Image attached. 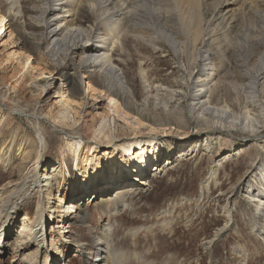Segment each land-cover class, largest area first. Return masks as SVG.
Returning a JSON list of instances; mask_svg holds the SVG:
<instances>
[{
    "label": "rangeland",
    "instance_id": "obj_1",
    "mask_svg": "<svg viewBox=\"0 0 264 264\" xmlns=\"http://www.w3.org/2000/svg\"><path fill=\"white\" fill-rule=\"evenodd\" d=\"M91 1L83 0L76 15L68 18L70 22L67 24L85 30L84 40L98 35L100 39L110 38V41L117 43L112 52L113 59L131 88L132 97L117 92H113L112 96L121 101L130 115L125 119L118 113H113L109 100H104L103 94H97L100 96L97 99L92 98L85 86L78 82H65V71L78 68L83 51L77 49L68 55L62 51L55 59L48 54L46 50L51 39L46 33L49 28L37 20L43 11L44 0H18L19 6L15 9L11 8L12 0H0V14L12 21L5 35L10 37L11 49L30 54L38 68L46 70L48 76L52 73L49 79H38L37 72L20 77L21 67L15 61L6 70H0V106L5 110L26 104L37 108L35 115H25L14 109L15 118L5 127L0 140V150L5 148L4 159L0 162V187L7 185L6 187L11 188L9 185L18 182L33 165L31 158H19L18 144L28 146L34 158L43 136L46 148L40 167L41 175H48L55 164H59L61 168L55 175L56 184L50 200L55 202L58 195L63 194L65 207L71 206L67 219L63 218L58 223L56 221L49 225V231H56L59 236L54 245H50L51 241H48V250L58 254L53 258V264H90L86 257H95V243L99 238L106 240L108 250L112 252L104 258L105 264H264V233H260L264 228V215L258 214L254 203L249 207L238 195L232 202L234 211L230 218L226 211L229 197L236 193L237 190L232 191L238 184L246 179L245 183L250 181L251 188L256 190L257 185L263 182L260 168H264V143L260 147L255 141L244 140L248 136L247 132L232 128L228 131L216 130L212 120L198 121L192 117L188 101L179 96L190 95V89L186 86L187 71L184 72L182 68V65L187 67V58L184 57L185 61L180 64L179 61L182 60L162 36L163 30L173 23L172 20L166 24H156L157 21L148 18L149 15H138L129 24L120 18L119 23H114L113 19L106 20L103 15H99ZM214 1L217 4L220 0ZM249 1L254 7L253 15H243L245 6H242V0H237L233 6L236 13L235 27L230 28L229 24L223 22L213 25L222 49L229 50L227 48L230 44H243L246 42L244 39L264 36V7L256 6L255 0ZM164 5L167 6L166 3ZM18 9L20 13L15 15ZM194 16L183 15L186 19ZM213 16L211 7L207 15H202L207 25ZM253 28H256L255 34L250 31ZM185 32L186 30L178 36L184 47L190 41L188 32ZM3 37L1 35L0 39ZM205 37L207 36L203 35ZM199 44L200 42L197 44L198 48L203 42ZM5 55L4 47L0 45V58ZM191 59L194 57L191 56ZM221 60V57H217L213 66L220 69ZM230 62L233 71L231 76L235 80L240 79L236 59L230 58ZM199 68L196 64L195 70ZM12 75H15V79L20 77L18 83L11 81ZM89 77L85 82L91 80L98 89H107L103 76ZM231 78L218 87L214 88L212 84L208 86L212 88V102L217 106H229L237 114L249 109L251 117L262 121L259 124V134L264 137V115L259 106L252 104L248 93L237 91ZM48 81H54L53 88L46 87ZM11 84H15V90L10 87ZM59 86L71 87L73 98L82 100L84 97L79 113L68 107L67 125L60 123L62 105L56 102L57 93H54ZM6 95L10 100L5 98ZM96 103L99 105L95 106ZM45 111L57 115L56 118H46ZM136 118L142 122L140 127L131 123ZM206 129L209 130L208 133L199 132ZM13 132L17 133V143L10 140ZM198 133L202 136L197 148L172 166L169 158L176 157V143L170 138L185 139L188 134H192V138L196 140L199 138ZM137 134L142 136L140 140L153 136L158 143L155 159L144 160L141 168L134 165L132 172L127 170L118 175L116 172L124 169L118 163L120 159L103 162L98 168L94 183L87 179L89 172L84 165L81 173L78 172V154L83 157L87 145L101 143L102 146L95 153L99 157L107 148L106 135L113 137L119 144L125 143L129 138L134 140L133 137ZM76 140L81 142L77 146L78 152L70 147V142ZM118 152L119 158L123 149L119 147ZM226 156L229 158L223 160ZM156 160L162 161L161 165L156 164ZM112 164L118 167L113 170ZM164 165L163 170H154ZM213 168L217 169V173L211 178ZM251 172L255 173L252 179ZM104 173H111L108 182L103 179ZM141 173L143 176L139 177ZM112 175L120 177L113 179ZM147 178L150 180L148 185L140 184L141 180ZM103 184H106L105 188L101 187ZM125 186L134 192L122 194ZM8 193L5 196L10 198ZM115 195L128 207L119 210ZM39 200L46 206L47 200L43 195L21 202L20 207L12 211L9 209V202L3 206L0 226H5L8 222L9 229L2 239L5 247H2L3 251L0 253V264H29L28 261L37 252L36 244L29 242V239L32 238L30 229L35 223ZM2 204L0 201V208ZM82 212L87 213L85 221L77 216ZM228 221H231L230 227L222 232L223 235L215 243H210ZM21 239L27 241L26 247L18 245ZM80 243L83 244L84 251L79 247ZM50 257L49 255V260ZM47 261V253L43 252L36 264H45Z\"/></svg>",
    "mask_w": 264,
    "mask_h": 264
},
{
    "label": "bare ground",
    "instance_id": "obj_2",
    "mask_svg": "<svg viewBox=\"0 0 264 264\" xmlns=\"http://www.w3.org/2000/svg\"><path fill=\"white\" fill-rule=\"evenodd\" d=\"M82 1L83 0H44L42 6L43 11L40 14V16L37 17V20L40 23L45 24L49 28V31H47L46 34H48L47 37L51 39V44L46 51H48V54L52 56L53 59H55L58 56V54L61 53L62 51L63 53H66V55H68L72 51L75 50L77 51V49L78 50L81 49L83 51L81 57L79 58L81 63L79 62L80 65L78 66V68L72 70L67 69L65 71V74L63 75V77H65L64 78L65 82L66 83L78 82V84L85 86V88L88 89L89 92H91L92 98L97 99L100 97L97 96V94H103L104 96L103 99L109 100V104L111 105L110 110H112L113 113H118L120 116L125 117V119H127L130 113L126 110L125 107H123L119 99H117L115 96H112L113 92L123 93L126 96L132 95L131 88L129 87L124 75L120 71V68L114 62L113 59L112 52L113 49H115L114 46L116 42L113 43L114 40L112 42L109 40L110 38L100 39V37L98 38V35H95L94 38L92 37L91 39L89 38L87 40H84V37H86L84 36L86 35L84 34L85 30L83 31L80 27L74 26L72 22H71L72 25L67 24L68 21L70 22L68 18H70L71 15H76V11L78 10L77 8L78 6L81 5ZM163 1L164 0H92L90 3L92 7L96 9V12H98L99 15H103V18L104 19L106 18V20L110 18H111L110 20L113 19L114 23H119L118 21H120L121 19L127 21L129 24L130 21L134 22L135 18L138 15H147V16L149 15L148 18L151 19L154 18L157 21L156 24H159L160 22L163 23L165 22L166 24V22L172 20L173 23L172 24L170 23L171 26H169L170 25L169 24L167 28L163 30L162 36L171 45L175 55L180 57V59L182 60L181 62L179 61L180 64L183 61H185L183 59L184 57L187 58V62H186L187 67L184 68V65H182V68L184 69V72L187 71L186 73L188 78L186 80V86L187 88L190 89L189 91L190 95L187 96L186 94H184L185 96L182 95L179 96L181 99L185 98L188 101V107L192 117L198 121L212 120L211 122H213L214 124L213 126L215 127L216 130L223 129L228 131L232 128L243 132H247L248 136L244 137L245 138L244 140L255 141L256 144L262 147L261 144L264 143V139L262 138L264 137L259 134L260 133L259 124L262 121L253 118V116L251 117L248 113L249 109L245 110L246 112L244 111V113L241 112V114H237L229 106L215 105L212 102L213 92L210 93V90H212V88L210 89V87L208 88V86L209 85L211 86L212 84L214 88L216 86L218 87L221 83L225 82V80H227L229 77H232L230 81L233 87L237 91L242 90L245 93H248L251 97L252 104L255 106L257 105V107L259 106V109L264 115V36L252 37L248 40L244 39V41L246 42L243 44H238L237 46H235L234 44L233 45L230 44V46L227 48L229 50H225V48L222 49L221 44L218 43L219 37L218 35H216L217 33L213 25L219 22L220 23L223 22V24L224 23L229 24L230 28L232 26L235 27L236 13L233 6L236 4L237 0H222V1L220 0L221 2L219 1L217 2V4H215L214 0H171V1L169 0L170 1V2L168 1L169 3L165 0V3L167 4L168 7L164 5L165 3L163 4ZM255 2H256V6L264 7V0H255ZM12 3H13L11 6L12 9H15L19 6L18 0H12ZM242 6H245L243 8L244 10H242L243 15L254 14V7L249 0H242ZM210 7L214 16L212 20H210V24L207 25L203 20L202 15H207ZM11 12L13 13V11ZM18 13H20V9H18V11L15 12L14 14L18 15ZM183 15H195V16L191 19H186L185 17H183ZM143 19L144 21H146L145 18ZM5 20H7L6 16L4 14H0L1 26ZM4 25L5 23L3 24V26ZM211 25L214 28H211L212 27ZM8 29L6 31H8ZM149 30L151 31V28ZM184 30L188 32V36H189L188 40H190L188 43L189 45L187 44L186 47H184L183 41L180 40V38H178L180 33L184 32ZM250 31H252L253 34L257 32L256 28H253ZM231 32L232 30L229 33ZM110 34L112 37V33ZM203 35H206L207 37L203 38ZM236 35L242 37L239 34H235V36ZM150 36L149 38H151ZM115 37H119V36H115ZM9 38L7 36H4L2 39H0V45L4 47L6 53L5 57L0 58V70L1 69L6 70L7 66H9V64H12L15 61L21 67L20 72L22 73H20V77L21 76L25 77V75L27 74L34 75V73L36 72L39 74V76L37 77L38 79H42V78L49 79L51 77L52 73H49L48 76L47 75L48 72L46 70L40 67L38 68V65L34 64V59L30 54L16 49L12 50L11 48L13 47H10ZM117 42H119V40ZM199 42L200 44H202L203 42V45L200 48L197 47V44ZM191 56H193L194 59H191ZM217 57L222 58L220 69L213 66L214 61L215 59H217ZM233 57L236 59L238 63L237 65L239 67L240 79L237 80L233 79V76H231L233 74V71L231 70L230 58ZM253 57L255 58L253 59ZM196 64L200 66V68L197 70H195ZM89 75L103 76L105 78L107 89L105 91L98 89L91 82V80H87L85 82V79H87ZM19 78L15 79V75L14 76L12 75L11 81L18 83L17 81ZM53 83L54 81L51 82L48 81L46 87L48 86L49 89L53 88L52 87ZM10 87L15 90V84L13 86L11 84ZM54 87H56V85ZM44 90L45 89H43V91ZM72 92L73 91L69 86H66L64 88L59 86L54 91V93H57V98L59 99V100L57 99L56 102L62 105V110L60 112L61 113L60 123L64 125L68 124L67 122L68 113H69L68 107L73 108L77 113H79V108L84 103V101H82L84 97H82V100L73 98ZM5 98L9 99L7 95ZM94 105L98 106L99 104L96 103ZM14 109H16L17 111L18 110L22 111L25 115H29L28 113L35 115V111H37V108L35 106H28L27 104L26 106L23 107H20L19 105L15 108L8 107L7 110L3 109L0 106V140L2 135H4L5 127L9 123L11 124L12 120L15 118L14 115L16 110ZM56 116L57 115H53L50 111H45L46 118L55 119ZM131 123H133L134 126L136 125L137 127L138 126L140 127L141 126L140 124L142 122L140 121L139 118H136L134 121H131ZM13 129L12 131H14ZM199 132L208 133L209 130L206 129V130H201ZM103 135L104 132L102 136ZM198 135L199 138L196 140L192 138V134L187 135L188 139L187 138L184 139L180 137L170 138L172 141L176 143L175 146L176 157L169 158V160L172 161L170 162L172 163V166L175 164V162L178 159H182L183 157L189 155L193 150L197 148V146L200 144V138L202 136L201 133H198ZM105 137L107 138V145L105 146L107 148L104 150L105 152L102 156L97 157V154L95 155V153L98 152L97 148L99 146H102L101 143H97V142L89 144L87 145V147L84 146L86 147L84 148L86 149V152L83 157L80 156V153L78 154V159L76 161L77 162L76 165L78 166L77 167L78 172L81 173V169L84 165V167H86V170L89 172V176H90V177L88 176L87 179L91 183H94V181L96 180L97 173L99 172L98 168L101 166L103 162L113 161V160L117 161L120 159L118 163L121 164V166L124 167V169L121 171H117L116 174L118 175V173L120 172L126 173L127 170L132 172L133 171L132 167L134 165L141 168V166L144 164V160L148 161L150 159H155L156 156L155 151L158 149V145H157L158 143L155 141L153 136H147L148 139L140 140L141 139L140 137L142 136L137 134L136 136L133 137L134 140L129 138V140L126 141L125 143H119V144L117 143V141L113 139V137H110V135H106ZM10 140L13 143H17V133L13 132ZM80 144L81 142L79 140L72 141L70 142V147L71 149H74L75 151L78 152V147ZM1 145L2 144H0V146ZM119 147L123 149V154L121 155V157L118 158ZM178 147L179 150H177ZM45 148H46L45 139L42 136L40 138V148L35 151V153L37 152L36 157L33 158V154H32L33 152L30 148H28V146L23 145V143L18 144L17 153L19 158L21 159L31 158V160L33 161V165L31 166L29 172L27 174L25 173L26 175L22 177L18 182L16 183L8 182V183H13V185L11 186L9 185V187L11 188L6 187L7 185L0 187V201L3 202L2 207L0 208V219L3 214L2 208L7 202H9L10 204L9 209L12 211L16 208L18 209L20 207L21 202L26 201L27 199H31L32 197L35 196H38L40 198V196L43 195V198L47 200L46 206L43 205L41 200L37 202L38 207H37L35 223L30 229L32 238L29 239V242H33V244H36L37 252L34 253L33 257L28 261L29 264H36L39 257L42 256L43 252H46L48 257V261L47 263L45 262V264H53L52 263L54 260L53 258H55V256H57L58 254L57 252L53 253L52 250H48V241L49 240L51 241L50 245L51 244L54 245L55 242L58 240L59 236L58 233L56 234V231L54 232L49 231V225L50 224L53 225V223L56 221L58 223L63 218L67 219L69 217L68 216L69 209L71 208V206L65 207L66 204H64L63 202L64 201L63 194H60V196L58 195L56 200L57 202L50 200V197L52 196V193L54 191V185L56 184L55 175L58 172V170L61 168L59 164H55L49 170L48 175L47 173H45L44 176L41 175L40 167L42 166L44 160ZM4 149L5 148H2L0 150L1 151L0 162L4 159ZM227 158L229 157L226 156L223 160ZM157 160L155 161L156 164L161 165L162 161L160 162ZM116 167H118V165L116 164L111 165V169L113 170ZM164 167L165 165L160 168L157 167L154 170L161 171L164 169ZM100 171L102 170L100 169ZM260 172H262L261 176L263 182L261 181V184L257 185L256 190H253L251 188V184L249 183L250 181L249 182L247 181V183H245L246 180L245 179L243 183L238 184L237 187H235V189L232 191L235 192L237 190L232 197L231 196L229 197V201L226 204V211L228 212L229 218L232 216L233 213L232 211H234V207H232V202L237 195L240 196L241 199H243L246 202L247 206L249 207L250 206L252 207V203H254L258 209V214L261 213V215H264L263 214L264 213V168H260ZM216 173H217V169L213 168V170L210 173V177L213 178L215 176L214 174ZM109 174L111 173H107V174L104 173L105 177L103 179H107V182L111 177V175L109 176ZM117 175L116 176L112 175L113 176L112 178L114 179L116 177H120ZM254 175L255 173H252L251 179L253 178ZM142 176L143 173H141L139 177ZM149 182L150 180L149 178H147L141 180L140 184L144 186V185H148ZM105 186L106 184L101 185V187L103 188H105ZM127 191H129L130 193L134 192V190H131V188L125 186L123 188L122 194L129 195L130 193H127ZM5 193H8L10 198L6 197ZM115 197L119 204L118 205L119 210H124L126 207H128L127 204L122 203V200H120L118 196L115 195ZM103 198L104 197H102L101 199ZM102 202H104V200ZM77 216H79L80 220L85 221L87 217V213L82 212ZM230 222L231 221H228L225 227L217 231L216 236L210 240V243H215L219 238V236L223 235L222 232L230 227L231 224ZM0 229H1L0 231V253H1L3 251L2 247L3 246L5 247L4 242H2V239L7 233V230L9 229L8 222L5 226L4 225L0 226ZM260 233H264V228L260 230ZM106 236H107V232L105 234V237ZM27 244H28L27 241L23 239H21V241L18 243V245L23 247H26ZM78 245L79 247H81L82 251H84L83 250L84 248L82 247L83 244L80 243ZM108 253L112 254L111 250H108L106 240L99 238L96 240L95 243V257L93 258L92 256H87L86 260H88L90 264L91 263L105 264L104 258H106V255ZM49 255L51 256L50 260H49Z\"/></svg>",
    "mask_w": 264,
    "mask_h": 264
},
{
    "label": "built area",
    "instance_id": "obj_3",
    "mask_svg": "<svg viewBox=\"0 0 264 264\" xmlns=\"http://www.w3.org/2000/svg\"><path fill=\"white\" fill-rule=\"evenodd\" d=\"M5 23V27L3 26V24ZM4 23L2 24V26H1V28H0V36L2 35V36H5L6 34H7V29H8V27H10L11 26V23H12V21H11V19L9 20V19H7V20H5L4 21Z\"/></svg>",
    "mask_w": 264,
    "mask_h": 264
}]
</instances>
